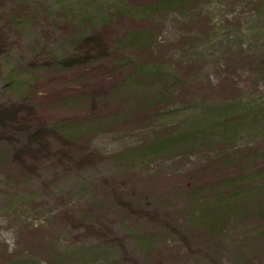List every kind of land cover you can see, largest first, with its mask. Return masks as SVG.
<instances>
[{
	"label": "rangeland",
	"instance_id": "1",
	"mask_svg": "<svg viewBox=\"0 0 264 264\" xmlns=\"http://www.w3.org/2000/svg\"><path fill=\"white\" fill-rule=\"evenodd\" d=\"M98 35L100 70L59 67ZM127 57L121 98L98 93ZM259 62L264 0H0V105L32 101L75 132L32 140L49 151L23 167L8 158L28 140H0V264H264ZM219 198L237 211L207 231L197 219Z\"/></svg>",
	"mask_w": 264,
	"mask_h": 264
},
{
	"label": "trees",
	"instance_id": "2",
	"mask_svg": "<svg viewBox=\"0 0 264 264\" xmlns=\"http://www.w3.org/2000/svg\"><path fill=\"white\" fill-rule=\"evenodd\" d=\"M108 41H110V36L108 35H104V37L98 35L96 36V38H88L78 41L76 44L77 54L71 55L70 58L63 62V64H60L59 67L62 69H85L89 64L96 63L98 65V70H100L99 64L101 63V61L107 60V58L109 57L110 50L108 47ZM117 49L122 50L121 47H117ZM121 56H123V54H121ZM129 63H131L130 57L126 58V62L123 58H120L118 60V63H110L112 68H109L108 72H104L105 70L103 69V74H105L103 80H105L107 83L106 90L97 88H93V90H86L87 102L89 98L92 99L95 97L94 92L96 89L98 93L107 91L108 93L117 94L121 98L123 88L114 81V75L118 71L121 73L123 72L124 68L130 67V65H128ZM131 64L133 66L136 64V62L133 61ZM259 64H261L260 66L264 67V62H259ZM144 65L145 64H140V67L142 68ZM172 85L173 84H170V86ZM232 86L236 87L234 83L232 84ZM82 87L83 86H81V89ZM161 93L163 92L158 91V94ZM22 103L24 104L14 105L10 107L0 105V140H15L14 137H16L17 140H28V143H26V145L18 147L8 158V161H12L14 164L23 167L24 163H32L33 159L44 157L49 151V149L45 146H41L37 149L32 150L29 149L33 148L30 146L32 140H47V132H51V134L57 136L59 140L67 142V140H74L75 132L59 134L58 131H56L57 128L54 122L48 123L47 121H45V118L39 116L38 112L36 111L37 105L35 103H33L32 101ZM87 116H89V113L85 114L84 117ZM66 155V150L62 149L58 151L56 153V156L58 158L57 160L62 161L63 158L66 157ZM83 155H85V153ZM5 156L6 155L4 153L0 152V160H2ZM228 158L232 159L233 157L228 156ZM82 159H84L83 156ZM226 159L227 158H223L218 167L215 163H211V173H216L218 170H220L221 167H224L223 161H225ZM245 160L250 161V157H246ZM200 168L201 169L199 171H191V174L196 176L201 175L204 172H208L206 168L209 167L206 165H200ZM203 177L204 176L201 175L200 181ZM229 177H231V179H235L231 174H225L222 176L221 180ZM198 185L200 184L190 182L188 184V187H186V190L191 194L190 197L194 199V201H197V193L203 190V188ZM214 185L215 183L212 184V186ZM224 202H226V204ZM214 203L217 204L211 206V209L207 213L200 215L197 221L204 228H206L205 230L207 231H214L216 230V228H220L222 232V224H224V222L230 217H233V212L237 211L238 205L233 200L226 201L221 198L216 199ZM247 203L248 202L240 205L245 206ZM205 204L208 205L209 202H205ZM126 210L129 214L134 213L131 205H128ZM162 222L166 224L169 221L163 220ZM171 228H174V226H172ZM214 241L216 240H213L211 242Z\"/></svg>",
	"mask_w": 264,
	"mask_h": 264
}]
</instances>
